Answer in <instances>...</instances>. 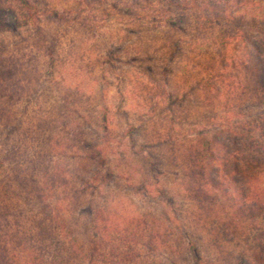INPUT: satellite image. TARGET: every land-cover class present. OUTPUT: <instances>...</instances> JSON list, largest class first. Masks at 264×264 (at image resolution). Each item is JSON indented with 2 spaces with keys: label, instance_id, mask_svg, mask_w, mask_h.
<instances>
[{
  "label": "trees",
  "instance_id": "1",
  "mask_svg": "<svg viewBox=\"0 0 264 264\" xmlns=\"http://www.w3.org/2000/svg\"><path fill=\"white\" fill-rule=\"evenodd\" d=\"M19 5L26 24L37 25L36 6L29 0H19ZM160 10L164 19H154V27L174 33L158 45L169 61L161 69L171 76L160 83L152 77L148 87L153 98L164 97L170 108L191 98L192 145L179 154L181 162L191 165L190 179L180 185L183 197L193 203L192 227L204 233L215 257L205 254L191 234L164 226L160 215L127 207L134 187L147 195L160 182L123 163H110L105 149L113 140L109 116L118 111L130 115L133 109H110L103 88L101 112L83 113L95 95L94 82L75 75L72 59V70L67 65L57 69L56 49L49 48L54 62L49 61L45 73L52 86L66 91L65 104L38 103L33 110L27 101L21 118L15 117L14 106L33 88L16 66L0 60V134L8 131L0 147V264H141L149 259L157 264L156 254L165 249L183 260L192 258L193 264H264V0H164ZM12 19L3 18V23L13 29L17 24ZM116 57L108 54L104 63L113 67ZM148 58L153 62V56ZM148 70L155 76L152 65ZM145 80L139 84L145 86ZM43 83L47 81L40 76L36 85L42 89ZM66 105H74L77 121L71 117L61 128L63 114H55ZM141 108L147 111L139 104L134 124L147 113ZM16 132L18 139L11 136ZM25 139L40 143V149L16 162L14 150ZM65 157L73 165L67 167ZM116 188L120 193H107ZM140 241L147 247H139Z\"/></svg>",
  "mask_w": 264,
  "mask_h": 264
},
{
  "label": "rangeland",
  "instance_id": "2",
  "mask_svg": "<svg viewBox=\"0 0 264 264\" xmlns=\"http://www.w3.org/2000/svg\"><path fill=\"white\" fill-rule=\"evenodd\" d=\"M29 1L36 6V10H33V21H36L37 25L26 24V19L23 18L25 12L21 9L19 0H0V60L9 62V66H16L18 75L26 79L28 85L33 88L22 96L24 99L22 102L14 106L15 117H23V109L27 101L28 104L32 103L33 110L39 109L38 103L42 107L55 102L62 106L65 104L63 93L66 91L55 85L52 86L53 82L45 73L49 61L52 64L54 62V59L51 61L49 57V48L56 49L54 57L57 69L67 65L72 70L73 64L68 63L69 59H72L75 62L74 69L78 70L75 75L85 83L94 82L96 88L95 95L87 106L89 110H81L83 113L90 115L93 110L101 112V108L105 105L103 88L110 109L116 110L121 105L122 107L126 105L124 107L129 110L133 109L130 115L118 111L115 115L111 113L109 116L113 140H111V148L108 150L105 145V149L110 153V163H123L136 173L140 172L144 176L151 177L152 182L160 181L147 195L140 191L139 186L134 187L131 194H128L127 207L138 209L142 213L160 215L159 221L164 226L173 227L182 235L185 232L191 234L198 239L204 253L213 259L215 251L205 244L204 233H197L192 227L189 217L193 211V203L187 200L188 197H183L184 192L180 185L190 177L188 170L191 165L186 160L181 162L182 158L179 154L183 156V152L192 145L194 126L190 124L194 117L190 110L191 98L181 106L170 108L164 97L153 98L154 93L148 87L152 77L160 83L166 74L171 76L169 71L161 69L162 62L168 65L169 61L161 57L162 52L158 51V45L166 35H174V33L166 28L154 27L153 23L154 19L157 22L164 19V13L160 10L164 0H91L85 5L74 0ZM3 12H7L5 17L1 14ZM3 18H13L12 23L17 24L16 28L6 26ZM111 53L117 56L113 67L104 63V57ZM148 55L153 56V62L149 60ZM149 65L156 69L155 76H152L148 70ZM35 67H38L37 70ZM40 76L47 81L42 84V89L36 85ZM103 76L105 80L102 79ZM144 79H146L145 86H141L139 82ZM122 92H125V96H122ZM139 104H143L147 109L145 111L141 108L140 112L147 113H145L146 117L141 113L138 117L142 122L138 119L134 124V109L138 108ZM72 108L74 105H66L55 114V117L63 114L61 128L66 126L65 123L71 117L77 121L71 113ZM92 119H96L95 125L98 124V114L95 113ZM67 130L70 128L67 127ZM99 132L101 133V130ZM6 133L8 131L4 129L0 134V147L6 144ZM17 134L18 132L11 136L18 139ZM122 143L124 147L121 146ZM39 144H32L31 139L20 141L19 148L16 147L14 150L16 162H24L34 156L40 149ZM124 152L127 161H123L121 153ZM65 162L67 167L72 163L66 157ZM86 163L94 162L91 160ZM153 165L156 167L152 168ZM5 166L8 167L7 164ZM72 171L74 172L73 168ZM88 175L89 173H85L82 177L87 178ZM135 177L139 175L136 174ZM154 177L157 179L154 180ZM117 189L107 193H120L116 192ZM105 198L106 195H103V199ZM172 201L179 209L178 215ZM81 204H85V201ZM85 216L88 219L90 217L87 214H84ZM138 245L147 247L144 241L138 242ZM156 256H158L157 264H173V262L193 264L192 258L189 261L183 260L169 249L159 251ZM146 263L152 264V260L141 262V264Z\"/></svg>",
  "mask_w": 264,
  "mask_h": 264
}]
</instances>
